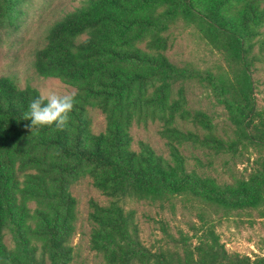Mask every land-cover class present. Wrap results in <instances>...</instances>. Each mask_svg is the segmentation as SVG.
Listing matches in <instances>:
<instances>
[{
  "label": "trees",
  "instance_id": "16d2710c",
  "mask_svg": "<svg viewBox=\"0 0 264 264\" xmlns=\"http://www.w3.org/2000/svg\"><path fill=\"white\" fill-rule=\"evenodd\" d=\"M18 1H0V22ZM178 21L193 26L225 65L201 70L172 63L164 54L165 33ZM263 26L264 0H83L53 21L32 68L38 77L77 86L66 127L31 131L23 116L39 91L0 76V264L70 263L76 201L69 186L83 178L109 199L107 205L89 201L87 214L90 249L104 264H264V256L228 253L204 213L191 237L181 234V250L152 251L141 245L131 213L120 204L187 197L223 212L259 210L264 224V106L256 103L251 72ZM189 84L212 94L231 138L214 133L205 113L186 108ZM88 108L104 115L103 132H92ZM187 118L206 133L180 130L176 123ZM146 120L163 122L169 157L144 142L132 148L130 128ZM186 143L205 144L216 154L251 148V170L230 183L189 172L181 151ZM17 169L36 172L20 189L23 199H45L31 217L32 234L42 242L39 259L29 245L26 207L17 203ZM8 227L17 252L4 244Z\"/></svg>",
  "mask_w": 264,
  "mask_h": 264
},
{
  "label": "rangeland",
  "instance_id": "374dc122",
  "mask_svg": "<svg viewBox=\"0 0 264 264\" xmlns=\"http://www.w3.org/2000/svg\"><path fill=\"white\" fill-rule=\"evenodd\" d=\"M1 1V0H0ZM83 0H19L7 10V22H0V76L9 77L19 88L29 85L39 93L53 91L60 94L75 95L78 88L75 84L56 78L38 77L32 68L35 49L43 43L48 27L66 11ZM167 37L166 57L174 64L193 65L198 69H214L225 65L223 58L213 51L196 33L193 26L178 21L165 33ZM255 62L252 68L253 92L258 106H264V26L254 47ZM176 92V89L175 91ZM186 108L192 113H205L214 126L218 136L232 137V127L225 111L220 107L212 94L202 87L189 84L186 87ZM90 128L94 134L105 129L104 115L94 108L87 109ZM176 126L183 131H190L200 137L205 134L191 120L179 119ZM164 124L160 121H135L130 128L132 148L138 149V143L144 142L156 153L169 157L168 139L164 136ZM187 170L197 175L210 177L218 183H230L234 179H244L251 170L254 151L240 147L236 154H216L205 144L186 143L181 146ZM36 172L28 169L15 171V191L17 203L26 207L27 231L30 246L36 248V258L42 255V242L32 234L31 217L38 208L45 204L44 198L23 199L20 189ZM69 192L76 201L74 234L69 246L72 259L69 264H104L100 255L90 249V225L87 220L88 203L93 200L100 205H107L109 199L97 191L89 178L73 182ZM126 213H131L136 227L138 240L145 248L156 250H181L183 242L181 234L191 237L193 226L199 227L200 213L204 220L213 224L225 250L251 259L264 256V224L259 210L245 209L241 211L223 212L208 207L198 201L185 197L173 198L169 201L136 200L126 198L120 202ZM12 227L4 231V244L7 249L17 252L19 245ZM194 242L195 240L192 239ZM28 244V243H27ZM46 258V257H45ZM46 264H50L46 258Z\"/></svg>",
  "mask_w": 264,
  "mask_h": 264
},
{
  "label": "clouds",
  "instance_id": "9594fccd",
  "mask_svg": "<svg viewBox=\"0 0 264 264\" xmlns=\"http://www.w3.org/2000/svg\"><path fill=\"white\" fill-rule=\"evenodd\" d=\"M74 104L73 94L43 92L29 103L28 110L24 113L23 119L31 121L26 127L32 131L34 128L55 124L56 128L63 130L69 122Z\"/></svg>",
  "mask_w": 264,
  "mask_h": 264
}]
</instances>
